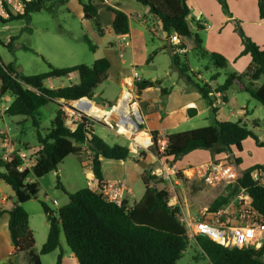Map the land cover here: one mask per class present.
<instances>
[{
  "label": "trees",
  "instance_id": "trees-1",
  "mask_svg": "<svg viewBox=\"0 0 264 264\" xmlns=\"http://www.w3.org/2000/svg\"><path fill=\"white\" fill-rule=\"evenodd\" d=\"M95 1L97 4H93L92 0H78L84 14L94 20L101 34L97 9L100 4H104V0ZM217 1L227 13L224 0ZM23 2L25 5L23 15H11L9 19H0V21L18 19L28 21L32 13L45 9L44 0H23ZM136 2L148 9L165 40L169 42L174 35L177 36L179 42L170 49L172 66L182 78L186 77V81L193 85L203 98L208 99L211 93L210 87L195 81L193 75H188L190 73L188 63L181 68L179 51L187 49V42L192 40L194 46L191 51L195 52L198 58L207 59L217 69H225L227 61L219 54L205 51L199 36L191 32L188 24L190 14L188 0H136ZM106 8L114 15L111 27L114 34H128L129 14L120 8L107 5ZM263 10L264 0H259V12L262 17H264ZM238 31L240 32L239 28ZM240 35L244 46L243 54H249L251 57L247 76L250 81L264 78V51L242 32ZM84 41L94 51L90 41L87 38ZM0 44L10 47V44L3 43L1 39ZM109 69L108 60L98 59L92 65L80 64L62 69L50 66L47 73L26 76L20 75L13 66L5 65L0 60V97L5 95L12 97V102L5 112L7 116L29 117L37 126L35 119L37 111L48 103L57 104L58 100L62 101L61 104H57L58 110L48 133L44 136L39 132L37 134L39 149L31 171L20 170L22 160L17 155L8 160L0 159V169L4 170L0 172V180L12 189L16 199L11 210L7 211L11 243L20 253H27L30 264H41L40 256L59 249L61 233L77 264H176L189 243L185 228L178 220L179 208L169 205L171 194L166 188L159 189L157 184L162 181L145 170L141 176L145 188L144 194L132 207L127 205V200L122 207H118L105 201L101 194L85 188L73 194L65 192L68 203L58 209V220H56L48 206L41 202L49 230L46 242L40 251L37 253L34 250L33 234L28 225L29 217L22 207L24 203L36 199L39 190L38 181L26 182L30 172L38 180L57 170L58 165L66 157L80 155L85 149L92 154L91 170L101 189L103 177L100 158L115 161L133 158L129 148L109 145L95 135L93 132L95 121L85 115H81L74 128L66 125L67 115L64 108L82 98L92 99L94 89L107 79ZM72 73L78 75L77 84L71 83L70 86L65 85L60 88H49L45 84L49 79L69 78ZM154 85H159V82L142 80L136 82L134 88L140 93ZM232 85H236L240 91L246 92L250 98L264 106V83L259 88L252 87L251 83L246 86L240 75L230 73L224 83L215 90L226 93ZM169 91L170 89L162 88V96L166 97ZM151 136L156 143L157 135L151 133ZM166 139V156L172 159V163L197 150L210 151L213 156L241 152L242 142L246 139H252L257 146L264 147V143H261L247 125L240 121L220 122L214 119L211 126L171 133ZM151 151H156L155 145ZM239 164L240 160L236 159V165ZM260 167V165L254 166L239 172L236 182L225 188L228 190L227 195L215 198L208 207L209 211L214 212L226 206L243 189L251 199L252 208L264 218V186L256 184L251 179V172ZM185 179L187 180L184 177L183 181ZM196 243L210 264H264V246L260 249L225 248L204 237L197 238ZM61 260L60 253L56 264H61Z\"/></svg>",
  "mask_w": 264,
  "mask_h": 264
},
{
  "label": "rangeland",
  "instance_id": "rangeland-1",
  "mask_svg": "<svg viewBox=\"0 0 264 264\" xmlns=\"http://www.w3.org/2000/svg\"><path fill=\"white\" fill-rule=\"evenodd\" d=\"M43 3L45 5V9H42L39 12L32 13L28 21L24 19L11 20L6 22L0 21V39L3 41V43L10 44V47L0 44V60L5 65L13 66L16 72H18L20 75L29 76L47 73L50 70V66L59 68L57 67V65L61 67L62 65H69V67L80 64L92 65L95 60L106 59L110 63V69L108 71L107 79L103 81L96 89H94V92L97 95L99 94L102 96V98L105 99V102L103 104L96 102V106H100L103 109L109 107L110 104H113V100L121 91L123 94L125 93V91L122 90V87L120 86V82L122 81V79L120 78V73L123 72L124 66L130 69V67L133 65V71L138 76L145 79H149V76L153 72H155L159 76H164V73L167 71L168 73H170L171 78L175 80L177 71L171 69V58L168 55L167 50L164 49L165 52L161 51L160 48H162V46L164 47V45L166 44L165 42H163L162 45H160L159 38L155 37L150 39L158 47L159 45L161 46L159 47V49L162 53L155 54L148 53L145 50V39L144 37L140 36V38L136 40V47L134 48L135 61L132 64L130 58L131 52L129 49L120 50L117 44H115L113 36L106 38L107 42L101 44L99 42L100 37L98 35V32L94 28V22L92 18L86 17L85 14L83 18L79 19L72 13L73 7L70 6L69 3H67V0H44ZM134 3L137 7H142L140 4L135 2V0ZM159 33L160 32H157L158 35ZM85 38H87L90 41L91 45L94 46V51H92L89 44L84 41ZM179 52L181 68H184L185 64L188 63L189 66H192L194 69H196L197 72H201V74L205 78H208L210 73L205 72L204 68L200 67L201 65L207 64V59H201V61L193 51L189 52L186 57L185 55H183V51ZM123 55L127 59L125 65L121 64V57ZM147 59H152L149 64L152 63L153 65H150L149 68L143 66V61H147ZM218 72H220V77L216 78V83L221 85L227 77L222 71L218 70ZM72 75L73 76L70 80L71 83L77 84L79 82L78 75L76 73H73ZM188 75L192 74L189 73ZM182 79H184L185 84L186 77H183ZM194 80L197 81L195 78ZM243 80L246 84H248L249 81L247 78H244ZM261 80H264V78H262ZM61 82L62 81L60 80V78H53L51 83L49 82L47 83V85L50 86V84H52L54 86H57ZM127 94L130 95V93ZM3 97L0 98V111L3 107L6 106L7 103L12 100L11 96L9 95V102L6 99V95ZM234 98H237L242 106H246L249 115H251V119L259 120L262 124V128L264 129V106L260 105L256 100L250 98V96L246 92L238 91L234 93L231 89L229 98L230 102L233 101ZM89 100L93 102L92 99ZM71 106L72 103H70L69 106L66 107V109H70ZM94 106L87 113L90 117L93 118V120L98 121L93 125L95 134L97 136L104 135L103 139L109 145H120L129 148L131 150L133 157L132 159L134 160V162L138 161V159L144 161V150H142L139 145L135 144L134 137L132 136L131 140H129L126 138V136H117L111 128L107 127L108 125H104V121L99 120V116L101 115V111L103 109H100L96 106L95 108ZM57 109L58 106L55 103H48L44 107H41L35 115L37 126L34 125V120L29 117H10L7 115L3 117L0 116V138L6 139V135H8L9 140L17 144L18 147L19 144L24 145V147H21L24 149L25 154H31L33 152V149L38 146V132L42 136L48 133ZM74 117L75 116L72 115L71 120L69 121V123H67L69 124V126L73 124V128L75 127V121H72ZM131 118L136 122L134 113H131ZM115 122H118V118L112 117L110 123L113 127H115ZM100 123L102 124L100 125ZM139 123L140 122L138 121L137 125L139 126V129L136 133L144 132V130L141 129V125ZM211 125L212 121L209 116H200L197 119L192 120L191 123L181 127L178 131H187ZM247 126L248 129L256 132L254 134H257L260 140L264 141V133H260L259 131L254 130L253 127L249 125V123H247ZM7 129L9 130L6 133L5 130ZM149 135L151 136V134ZM1 143L2 140H0V158L2 157V152L4 151L2 149ZM134 145L137 146V149H135ZM26 146L28 147L26 148ZM242 151L243 152L241 154H238L236 158H233L234 153H231L224 154L222 159L229 161V159L233 158L234 161H232L231 159V165L234 162V164H236V159H239L246 164L252 165V167L259 166L254 164L258 161L256 160L257 158L255 157L252 150L246 148V150L242 149ZM83 153H86V151H84ZM209 154L213 158L216 157V155L213 156L210 151H207V153L204 154L203 152L201 154L203 156H198L197 158L199 159H183L184 157H187L189 155L187 154L182 158V166H196L198 162H201L203 160L205 155L208 156ZM85 156L70 155L66 157V159L60 164L58 168L63 170V172L60 173L58 177L55 176L53 172L45 175L38 180H36L33 176H30L32 182L38 181L39 190L37 198L26 202L24 207L27 210L28 215L30 216L29 229L33 234L35 245L34 250L36 252L37 250L39 252V250L46 242L49 230L48 222L41 206V202L45 203L48 206V208L52 212V216L56 220H58V209L62 206H65L67 202V196L63 193V191L61 190L62 188L60 189V187L63 186L72 194L87 188V182L84 177V173L87 168H85L84 170V168H81L80 165V162L86 161ZM132 159L129 158L125 160L127 162L125 167L129 166L128 161H131ZM217 160H221V157H219V159ZM106 161L111 162V160ZM187 161H189L190 163H187ZM117 163L119 164V162ZM188 174L191 175V172H188ZM129 178L127 177V184L134 195V198L131 199H138L140 198L144 189L143 182L140 178ZM3 187L8 186L7 184L3 183ZM157 187L159 189H165L166 186L163 182H158ZM225 188L226 186L222 184L217 187H202L198 184L196 185L190 183L178 189L179 192L184 194V197L186 198L185 203H188V205H190V216H196L198 214L199 207H201L202 205L210 206L212 201L218 196L227 195L228 190ZM56 202L58 203L59 207L55 205ZM64 251L66 254H64ZM59 253L64 256L63 264L75 263L72 253L67 247L62 233L60 235V248L53 253L40 256L41 264H56L57 256L59 255ZM65 256L72 257V260L66 259ZM16 257L18 261V263L16 262V264H30L27 253H18L16 254ZM14 261L15 257L13 260L9 259L8 262L6 261L5 264H14ZM176 264L209 263L207 258L201 254L196 241H190L186 249L182 253L181 258L176 262Z\"/></svg>",
  "mask_w": 264,
  "mask_h": 264
},
{
  "label": "crops",
  "instance_id": "crops-1",
  "mask_svg": "<svg viewBox=\"0 0 264 264\" xmlns=\"http://www.w3.org/2000/svg\"><path fill=\"white\" fill-rule=\"evenodd\" d=\"M224 2L227 5V9H228L227 13L223 11L222 6L217 0H188L187 2V5L190 10V14L188 16V24L191 32L199 36V38L202 41L201 46L205 51L209 53L219 54L222 57H224L225 60L227 61V67L225 69L215 68L214 66H212L211 63H209L208 60L206 65H201L200 67H203L205 72L210 73L208 78H205L201 74V72H197L196 69H194L192 66H189L190 73L194 76V78L197 81L207 84L210 87L211 93L209 94L208 99L203 98L202 95L189 82L186 81V83L184 84V79H182L180 73L176 69H174L172 64H171V69L177 71L175 80L171 78L170 73H168L167 71L164 73V76H159L158 74L153 72L154 74L151 73L149 79H145L137 75L141 79V81L149 80L151 82H156V81L159 82V85L148 87L142 90L140 93H138L135 91L134 88V84L136 82L132 84L134 75L136 74L133 71L134 66L132 65L130 69L124 66L123 72L120 73V78L122 79V81L120 82V86L124 91H125L124 88L127 87L130 94L133 95L132 101L134 102V107L131 108V111H133L134 108L137 109L141 119V127L144 130V132L148 134L155 133L157 137L166 138L171 133L184 132L178 130L181 127L191 123L192 120H195L200 116L207 115L210 117L212 123L214 119L220 122L240 121L242 123H245L246 125L247 123H249V125H251L254 130L259 131L260 133H264V129L262 128L261 122L259 120L251 119V115H249L246 106H242L237 98H234L233 101L230 102L229 98H230L231 89L233 90L234 93L240 91L236 85L230 86L229 89L226 91V93L217 92L215 90L217 87L220 86L219 84L216 83V78L220 77V72H218V70L222 71L226 77L230 73H236L237 75H240L243 83L246 86H248L251 83L252 87L259 88L264 83V80H261L262 78L256 81H250L249 77L247 76V71L251 66V57L249 54H243L244 46L240 35V32H242L248 39H250L254 44H256L260 50L264 51V17H262L259 12V0H224ZM67 3H69V5L73 7L72 13L75 16H77L79 19L84 17L85 14L83 12V8L78 2V0H67ZM92 3L97 4V1L92 0ZM106 5L115 8H120L129 14L128 34L125 35L114 34L111 28L114 20V15L106 8ZM97 20L100 24V29L102 30V33L100 34V32L97 30L94 24V28L96 29L100 37L99 42L101 44L107 42L106 38L113 36L115 40V44H117L120 50H124V49L130 50L131 52L130 58L132 64L135 61L134 48L136 47V40H138L140 36L144 37L145 39L144 46H145V50L148 53L158 54L165 52L164 49H166L168 55L171 58L170 49L172 47H175V44H173V42L171 41L168 42L167 40H165L164 35H161L160 33L158 35L157 32L156 33L152 32V27L153 26L155 27L157 24L156 20L149 14L147 8L143 6L141 8L137 7L134 3V0H111V1L104 0V4H100L97 9ZM238 28L240 32L238 31ZM123 36H126L125 40L122 39ZM155 37L159 38L160 45H162L163 42H165L166 44L164 45V47L162 46V48H160L162 52L159 49V47L161 46L159 45L158 47L152 40H150L151 38H155ZM193 46H194L193 41L189 40L187 42L188 48L182 50L183 53L187 55L189 52H191ZM121 59H122L121 64L125 65L127 60L126 57L123 55ZM151 61L152 59L151 60L147 59V61H143L144 63L143 66L149 68L150 65H153L152 63L149 64ZM171 63H172V58H171ZM57 67L62 69V67L68 68L69 65H62V67L57 65ZM72 74L67 79L71 80V77L73 76ZM244 78L248 79L249 81L248 84L244 82L243 80ZM51 81L52 79H49L45 82L46 86L49 88H60L65 86V83L63 81L57 86H54L52 84L48 86L47 83L49 82L51 83ZM162 88L170 89L169 94L166 97H163L161 94ZM218 93H220V97H217ZM126 96L127 94L125 93L123 94L121 91L113 100L114 103L110 104V106L119 105ZM6 97H7L6 98L7 101L9 102L8 95H6ZM94 97H99L101 99V102L99 103L103 104L105 102V99L102 98L101 95L99 94L97 95L95 92H94ZM82 101L85 103L86 106H88V108H90V110L93 108L94 105L96 106V102L90 103L87 102V100H82ZM11 102L12 100L6 105L9 106ZM61 103H62L61 100L57 101V104H61ZM96 107L103 109L100 106H96ZM212 112L214 113L212 114ZM5 115L6 113L0 112L1 117ZM71 117L66 122L67 126H69V124L67 123H69ZM78 118L79 117L76 114L72 121H75L76 123L78 121ZM101 124L102 123H100V125ZM72 125L73 124H71L69 127H71ZM104 125L107 126L105 123ZM71 128H73V126ZM8 130L9 129L5 130L6 133L8 132ZM113 131L116 133L117 136L120 137L123 136L117 133L116 129H114ZM254 133L256 132H253V134ZM254 135L261 143H264L263 140H260L257 134ZM103 136L104 135L98 137L104 140ZM6 137H7L6 139L0 138V140H2L1 143L2 149L4 150L2 152L3 154L0 159H4L5 157L8 156L12 157L14 155L20 156L22 158L21 171H23L24 169H28L29 171H31L32 167L35 164L36 152L39 149V147L37 146L36 148L33 149V152L31 154L27 155L25 154L24 149L21 147V146L24 147V145L19 144L18 147L17 144L9 140L8 135H6ZM140 139L143 140L142 144H146L148 141L147 139L142 137H140ZM27 147L28 146H26V148ZM246 148L252 150L255 157L257 158L256 160L258 162L254 164L264 166V147L257 146L252 139H246L242 142V149L246 150ZM84 151H86V153H82L79 156L81 155L85 156L86 154L85 156L86 161L80 162L81 168H84V170L85 168H87L84 173V177L87 182L86 187L96 192L97 180L95 179L94 174L91 170L92 154L88 150L84 149ZM203 152L204 154L207 153V151L197 150L189 154L187 157H184L183 159H193V158L199 159L197 157L203 156L201 155ZM242 152L243 151L235 152L233 158H236V156L238 154H241ZM143 156L145 157L144 161L138 159V161L134 162V160L131 158L132 160L128 161L129 164L128 167H125L127 163L126 161L111 160V162H108L106 161V159L100 158L103 182L124 180L126 183H128L127 177L141 179V176L145 170L150 171V169L153 168V166L157 165L154 162L155 153L152 152L151 150L144 152ZM218 156L221 157V160H223L222 159L223 155H218ZM218 156L213 158L211 157L210 154L208 156L205 155L203 160L201 162H198V164L209 161H215L219 159ZM233 158H231L232 161H234ZM183 159L173 163L177 169H179L184 173L185 178H187V180L185 179V181H182L180 185L177 187H184L185 185H188L190 183L196 185L198 184L202 187H207L193 177L192 170L190 169L191 165L187 167L182 166ZM231 159H229V161L226 160L224 161L231 164L232 163ZM117 162H119V164ZM140 163H143L146 166V168H140ZM187 163L190 162L187 161ZM234 163L232 165L236 167L238 172H243L249 167H252V165L246 164L241 160L239 165H236ZM60 164L58 165L57 170L53 171V174L57 177L60 175V173L63 172L62 169H58ZM3 171L4 170L0 169V172ZM188 172H191V175L188 174ZM30 176H33L31 172L26 179V182L28 183H32ZM3 183L4 182L0 180V264H5L6 261L8 262L9 259L13 260L14 257H15V261L13 263L16 264V262L18 263L16 259L17 258L16 254L18 253L16 252V249L13 247L11 243L10 234L8 230L9 215L7 212L11 210L13 205L16 203V199L12 189L8 185H7L8 187H3ZM60 189L63 191L65 195H66L65 192L71 193L69 190H66V188H64L63 186L60 187ZM144 191L145 188L143 189V192L140 198L138 199L132 200L134 198L133 193L129 195L127 198V205L129 207H132L134 204H136L142 198ZM179 196L181 202L180 209H182L185 213H189L190 205H188V203L187 204L185 203L186 198L184 197V194L180 192ZM67 203H68V196H67L66 204ZM229 204H228L229 209L233 210V207L236 203L232 201V203ZM24 205L25 203L22 205V207L27 212ZM55 205L59 207L57 202ZM208 207L209 205H202L201 207H199L198 213H200L201 211H203ZM28 217L30 220L29 215ZM29 220H28V225L30 224ZM230 221L232 224H240L239 221H236L235 218H232V220ZM48 229H49V224H48ZM64 254H66L65 251ZM201 254L205 256L202 251ZM72 256L75 260L74 264H77V261L73 254ZM63 257L64 256H62L61 264H63ZM65 258L68 260H72L71 259L72 257L70 256H65Z\"/></svg>",
  "mask_w": 264,
  "mask_h": 264
},
{
  "label": "built area",
  "instance_id": "built-area-1",
  "mask_svg": "<svg viewBox=\"0 0 264 264\" xmlns=\"http://www.w3.org/2000/svg\"><path fill=\"white\" fill-rule=\"evenodd\" d=\"M24 11L25 5L23 0H0V19H9L11 15H23ZM158 31L159 27L156 24L155 27H152V32L156 33ZM125 37L123 36L122 39L125 40ZM171 42L177 44L179 42L177 36L174 35ZM139 81L141 79L135 74L132 84ZM126 92L130 93L129 91ZM217 97H220V93L217 94ZM132 100L133 97L131 95V100L129 101L130 108L134 107ZM88 101L91 102V100ZM8 107L6 105L0 112L5 113ZM68 110L66 107L64 108L67 115L66 122L72 115L75 116L76 114L79 117L78 120L81 115H85L90 120H93L83 109L78 110L73 105V102L71 108ZM132 121L134 125L138 122L137 119L136 122L133 119ZM139 122L141 125V119ZM105 124L114 130L111 123L105 122ZM115 126L118 127V122H115ZM136 127L135 125V131L137 132ZM131 137L126 138L131 140ZM148 137L149 143L139 146L144 152L150 151L154 145L156 147L154 162L157 165L150 169V175L161 180L165 184L167 191L171 194L169 205L179 208L178 220L185 228L189 241H196L197 238L204 237L225 248L260 249L264 246V218L252 208L251 199L243 189L232 200L236 203L233 210L229 209V203V205L227 204L214 212L206 208L196 216H190L189 213H185L180 209L181 202L178 189L180 187L177 186L183 181L185 175L176 168L172 163V159L166 156L167 139L165 137H158L156 143H154L152 136L148 134ZM134 147L137 149V146L134 145ZM10 158L8 156L3 160ZM20 159L22 160L21 157ZM190 169L192 170L193 177L207 187H217L221 184L227 187L228 185L234 184L239 175L235 166L224 160L201 163L196 166H191ZM251 179L256 184L264 186V166L252 171ZM96 192L101 194L105 201L113 203L118 207H122L124 201L132 194L130 187L124 180L103 182L101 189L97 182ZM232 218H235L240 224H232L230 221Z\"/></svg>",
  "mask_w": 264,
  "mask_h": 264
},
{
  "label": "bare ground",
  "instance_id": "bare-ground-1",
  "mask_svg": "<svg viewBox=\"0 0 264 264\" xmlns=\"http://www.w3.org/2000/svg\"><path fill=\"white\" fill-rule=\"evenodd\" d=\"M125 94H127V92H125ZM130 100H131V94L130 95L127 94L124 100L118 106H115L112 110L107 111L106 109H103L101 111V115L99 116V120L110 123L112 117H117L118 118V127L116 129L117 133L129 138L133 136L134 142L137 145H147L149 143L148 134L146 132L136 133L135 131V125L132 121L131 113L135 114V117L138 121H140V116L137 112V109L134 108V110L131 111V108L129 107ZM73 104L74 106L83 109L86 113L89 112L90 110V108H88V106H86L83 101L73 102ZM140 137L147 139L148 140L147 143L142 144L143 140L140 139Z\"/></svg>",
  "mask_w": 264,
  "mask_h": 264
},
{
  "label": "water",
  "instance_id": "water-1",
  "mask_svg": "<svg viewBox=\"0 0 264 264\" xmlns=\"http://www.w3.org/2000/svg\"><path fill=\"white\" fill-rule=\"evenodd\" d=\"M86 17H89V16L86 15ZM60 80L63 81V82L65 83V85H68V86L71 85V81H70L69 79L65 78V77H60ZM124 89H125V91H128L127 87H125ZM82 100H87V101H88L89 99H88V98H82V99H80V100L73 101V102H80V101H82ZM92 100H93V102H101V99H100L99 97H93ZM114 107H115V106H109V107H107V108H105V109H106L107 111H109V110H112ZM77 109H78V110H82V109H80V108H78V107H77ZM135 125L137 126V127H136V130H138V129H139L138 125H137L136 123H135ZM114 129H117V127L115 126ZM89 145L92 146V144H90V143H89ZM140 167H142V168H146V166H145L143 163H140ZM16 252L19 253L20 251H19L18 249H16Z\"/></svg>",
  "mask_w": 264,
  "mask_h": 264
}]
</instances>
